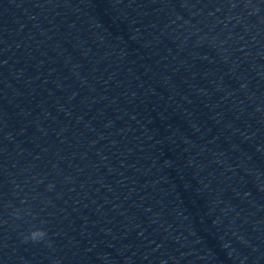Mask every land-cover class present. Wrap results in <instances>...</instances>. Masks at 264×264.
Here are the masks:
<instances>
[{
    "label": "clouds",
    "instance_id": "1",
    "mask_svg": "<svg viewBox=\"0 0 264 264\" xmlns=\"http://www.w3.org/2000/svg\"><path fill=\"white\" fill-rule=\"evenodd\" d=\"M46 235L47 233L43 229H35L30 232L28 239H31L33 242H39L43 240Z\"/></svg>",
    "mask_w": 264,
    "mask_h": 264
}]
</instances>
